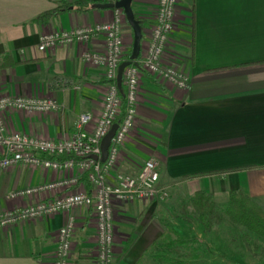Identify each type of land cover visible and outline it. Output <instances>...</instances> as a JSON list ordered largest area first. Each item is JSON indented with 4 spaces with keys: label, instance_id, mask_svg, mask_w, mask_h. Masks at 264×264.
Segmentation results:
<instances>
[{
    "label": "crops",
    "instance_id": "1",
    "mask_svg": "<svg viewBox=\"0 0 264 264\" xmlns=\"http://www.w3.org/2000/svg\"><path fill=\"white\" fill-rule=\"evenodd\" d=\"M115 1L0 0V94H40L58 104L57 112L48 115L12 112V129L57 141L74 134L79 116L99 112L107 81L102 68L83 62L85 47L74 44L41 53L37 44L46 31L107 21L113 9L94 6ZM132 9L143 23L141 57L155 24L157 0H133ZM123 39L126 61L133 41L128 25ZM87 47L101 53L103 38H93ZM164 59L189 77V87L178 91L142 75L135 127L116 171L132 174L145 161H157L168 198L237 191L242 180L249 182V191L255 190L264 177V0H178ZM52 178L50 171L28 167L0 171V214L38 201L8 202V193ZM168 198L114 205L112 264L155 260L157 243L170 235ZM73 216L69 264H95L93 214L76 210ZM65 219L56 215L0 229V264H49Z\"/></svg>",
    "mask_w": 264,
    "mask_h": 264
},
{
    "label": "built area",
    "instance_id": "2",
    "mask_svg": "<svg viewBox=\"0 0 264 264\" xmlns=\"http://www.w3.org/2000/svg\"><path fill=\"white\" fill-rule=\"evenodd\" d=\"M178 0H157L155 24L150 29L143 55L122 74V95L116 79L124 61L123 28L127 25L124 13L113 9L111 17L102 23L46 31L40 35L37 49L47 53L61 46L74 44L85 47L83 62L102 68L107 87L97 114H83L75 123L72 135L64 134L55 141L18 132L9 126L12 112L48 115L58 110L50 96L33 94H0V171L28 167L50 171L53 178L47 182L13 190L8 202L37 198L35 203L15 205L0 214V229L9 228L36 219L65 216V223L57 231L56 246L49 264H69L72 239L76 229L74 211L89 210L96 229L95 264H112L115 241L114 205L143 202H161L168 198V190L160 183L159 164L145 161L132 174L116 171L122 158L125 142L135 127L140 82L143 74L185 91L189 77L164 59L170 36L175 28ZM102 37L104 50L96 53L87 45L95 37ZM117 124L111 139L107 158H101V141ZM62 158V159H60Z\"/></svg>",
    "mask_w": 264,
    "mask_h": 264
},
{
    "label": "rangeland",
    "instance_id": "3",
    "mask_svg": "<svg viewBox=\"0 0 264 264\" xmlns=\"http://www.w3.org/2000/svg\"><path fill=\"white\" fill-rule=\"evenodd\" d=\"M264 177L258 178L255 190L249 191L242 180L243 192L264 211ZM261 181V182H260ZM228 185V184H227ZM226 191L211 195L222 214L227 201ZM183 196V197H181ZM173 194L168 198L172 206V218L167 222L170 235L164 236L154 250L155 260L148 264H264V242L232 225L222 215V220L212 225L208 232L197 222L190 198ZM174 197V200H173Z\"/></svg>",
    "mask_w": 264,
    "mask_h": 264
},
{
    "label": "trees",
    "instance_id": "4",
    "mask_svg": "<svg viewBox=\"0 0 264 264\" xmlns=\"http://www.w3.org/2000/svg\"><path fill=\"white\" fill-rule=\"evenodd\" d=\"M55 13L46 14L44 17ZM135 19L142 28V21L136 15ZM190 204L194 209L197 222L205 232H208L212 225L219 223L223 215L232 225L244 229L264 242V211L243 192L229 191L227 193V201L223 206L222 214L218 212V205L212 196L205 192L193 195L190 198Z\"/></svg>",
    "mask_w": 264,
    "mask_h": 264
},
{
    "label": "water",
    "instance_id": "5",
    "mask_svg": "<svg viewBox=\"0 0 264 264\" xmlns=\"http://www.w3.org/2000/svg\"><path fill=\"white\" fill-rule=\"evenodd\" d=\"M132 2L133 0H117L113 3L108 4H102V5H96L95 8L98 9H120L123 11L126 23L131 28L133 33V41H132V47H131V53L128 58V60L123 61L117 72V79L116 84L119 90V93L122 95V74L126 67L130 66L131 64L135 65V62L140 55L141 50V41H142V28L139 25V22L135 19V15L132 9ZM118 125L114 124L110 131L107 133V135L102 139L101 141V158L100 161L104 162L107 158L108 154V148L111 142V139L113 138Z\"/></svg>",
    "mask_w": 264,
    "mask_h": 264
}]
</instances>
